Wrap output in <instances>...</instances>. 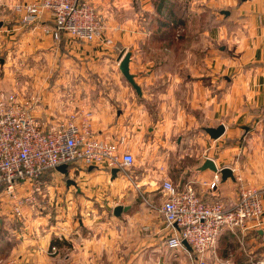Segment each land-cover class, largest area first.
<instances>
[{
  "label": "crops",
  "instance_id": "0c3cea01",
  "mask_svg": "<svg viewBox=\"0 0 264 264\" xmlns=\"http://www.w3.org/2000/svg\"><path fill=\"white\" fill-rule=\"evenodd\" d=\"M35 1L0 0V89L29 102L31 114L43 128L65 120L74 110H90L95 136L124 138L122 148L134 155L138 148L127 139L149 133L154 142L145 143L147 150L156 146L154 170L146 168L152 178L134 182L135 187L143 186L147 192L160 190L162 181L169 179L177 189L190 184L206 201L234 202L240 187L258 188L263 203L259 224L249 222L245 230L223 229L214 253L207 255L211 264H264V166L254 164L264 160V114L252 112L264 110V0H164L160 10V0H88L102 18V29L89 49L74 46L69 53L56 47L62 40L67 45L70 37L62 36L57 42L43 31V25L52 22L49 13L29 23L14 10L17 3ZM163 19L167 24L160 25ZM168 39L173 43L191 42L193 46L199 39L207 45L197 50L188 46L185 50L186 62L182 63L193 79L183 84L174 72L176 78L163 82L162 89L157 87L155 92L152 86H158L157 81L166 73L168 63L164 58L175 53L174 48L164 47ZM127 51L131 52L129 69L141 88V97L118 68ZM224 53L234 57L227 60L222 57ZM19 57L31 58L32 63L39 59L46 62L43 66H17L21 72L39 73L43 67L44 73L58 77L48 83H34L26 95L20 93L15 89V59ZM158 57L161 61L153 62ZM83 60L88 66L77 64ZM87 71L98 81L107 77L110 80L94 85L68 82L69 74L85 75ZM221 71L231 72L228 82L214 81ZM211 75L216 85L207 83ZM223 76L227 79L226 74ZM101 88L104 95L90 100L86 91ZM154 92L158 102L156 120L143 104ZM198 123L203 130L223 124L225 132L218 139L204 141L197 151L182 132L196 128ZM174 134L175 145L169 141ZM237 137L239 140H235ZM240 152L248 154L249 164H243ZM206 158L213 159L218 168L230 167L235 180L222 181L219 173L200 170ZM51 176L65 182L67 177L75 176V184L65 183L60 193L70 198L75 195L81 202L116 198L132 190L128 189V172H120L112 180L102 168L68 167L67 177L59 171L42 176L43 189L22 203L20 215L15 214V193L12 198L0 191V264H193L185 251L164 247L163 241L172 229L160 212L156 215L151 210L131 207L120 216L94 212L78 226L73 225L60 208L54 212L49 208L53 197L46 177ZM30 185H19L17 197L30 195ZM59 189L56 187L57 194ZM51 246L56 247L55 252Z\"/></svg>",
  "mask_w": 264,
  "mask_h": 264
},
{
  "label": "built area",
  "instance_id": "2783aa9c",
  "mask_svg": "<svg viewBox=\"0 0 264 264\" xmlns=\"http://www.w3.org/2000/svg\"><path fill=\"white\" fill-rule=\"evenodd\" d=\"M14 10L29 23L49 13L52 22L42 28L55 40L66 35L92 42L102 29V18L88 0H37L17 3ZM29 106V102L19 101L16 93L0 89V191L12 198L15 193L16 215L21 214L24 201L41 191V177L57 171L59 165L102 168L110 174L113 168L126 173L135 164V155L122 148L124 138L95 136L90 110H74L65 120L43 128ZM25 182L31 184L30 195L17 197L16 188ZM160 190L163 198L158 210L172 229L163 245L171 251H185L193 264H211L207 254L214 253L223 229L245 230L249 222L259 224L263 213L261 192L250 186H242L234 202L206 201L190 184L177 189L169 179L162 181ZM50 250L55 252L56 247Z\"/></svg>",
  "mask_w": 264,
  "mask_h": 264
},
{
  "label": "rangeland",
  "instance_id": "374dc122",
  "mask_svg": "<svg viewBox=\"0 0 264 264\" xmlns=\"http://www.w3.org/2000/svg\"><path fill=\"white\" fill-rule=\"evenodd\" d=\"M66 36V35H63ZM67 37V36H66ZM53 38V37H52ZM62 38V37H61ZM61 38L59 40H54L55 41H59L61 40ZM69 38V36H68ZM68 40L67 45L65 44V41L62 40L60 42V44L58 45V47H56L58 50H64L65 53H69V51L75 46L76 48L79 49H89L91 46V42H84L81 43V41H76L74 39H72L71 37ZM76 41V42H75ZM223 46L225 45L224 42ZM207 45V42L205 41H201L198 39V42H196V45L193 46V43L190 42V44H187V42L185 41H179V42H170L168 44H164V47H169L175 50V53H173L175 57H165V61L168 63L165 67V74H164V79H159L157 82H159L158 86H152V88L154 89L155 92L157 91V87L158 90L162 89V84L163 82H167V81H171L173 80V78L175 79L176 76L175 73H177L178 75V81L182 82L183 84H186V82L189 79H193L192 76H188V68L186 66L185 63L182 62H186V58L184 57L185 55V50L188 49V46L190 47V49L194 48V49H199V48H203ZM155 47L158 46H162L161 44H154ZM54 48V47H52ZM214 48H217V44H214ZM38 49H46L44 47H39ZM170 53V51H169ZM158 55V53H157ZM165 55L167 56V53H165ZM186 56V55H185ZM224 58H227V60H232L231 58L234 57V54L232 53H224L223 56ZM24 58H16L15 59V89L18 90L20 93L23 94H28L29 88H31L32 90V86L34 83H43V82H47L48 81H53L58 77V74H46L43 71V67L39 68V73H27V72H21V70H19L20 68H18L17 66H28V65H33V64H38L37 66L41 65H45L46 62L43 61V59H39V60H35L36 63H32L33 59H25ZM160 58H156L153 59V62H159ZM161 61V60H160ZM180 62V63H179ZM183 64L182 67H179L180 64ZM74 64V63H73ZM78 65H83V66H88L87 62L85 60L80 61L77 63ZM230 69V67H229ZM175 72V73H174ZM223 73L227 75V79L224 78ZM168 74H172L169 75ZM215 76H217V79H215L214 81L216 82H220V83H226V81L228 82L231 79V72L230 71H221V73H217L215 74ZM68 82L73 83V82H88L89 84H95V83H99V82H103L106 81V79L108 80L109 77H107L106 79H97V76L94 74H91L89 71H87V73L85 75L82 74H69L68 75ZM213 78V76H209L208 77V81L207 83L209 84V86L211 85H216V82H212L211 79ZM110 80V79H109ZM152 81V80H151ZM153 81L155 82V80L153 79ZM103 87V86H102ZM164 87V86H163ZM216 87V86H215ZM184 90H185V97H187V89H186V85L184 86ZM216 91V90H215ZM86 92H89L91 98L90 100H96L95 98L99 95H104L105 91L103 90V88H101V90H87ZM153 93L155 95H152L150 97V99H147V102H143V104L147 107V109L149 110V114L150 117L154 120H156L157 116V95L156 93ZM186 99V98H185ZM187 103V101L185 100V104ZM259 110V109H257ZM187 111V109H186ZM200 112V111H199ZM253 114H264V110L261 109L259 111H255V109H253ZM199 124V123H198ZM203 125L201 126V124H199V126L195 127H191L190 130H183V138H187L189 140H192V145L197 149V151H200L201 147L203 146L204 141H207L210 137L209 135L202 129ZM176 139H177V134H174L173 136L170 137L169 141L171 144H176ZM235 140H239L238 137L235 138ZM148 141L154 142V137L149 135V133H145L144 137L142 138H132V139H127L128 143H133L134 145L137 146L138 151L135 152V164L128 169V176H129V188L128 189H132V190H125V192L123 193L122 196H117L116 198H104L100 201L98 200H91V201H85V202H81L78 200L77 196L73 195L71 198L67 197L64 194L60 193L61 191H64V186H65V181L64 180H60L61 178H53L51 177H46L48 179V181H46V183L48 184V186H51V193H52V201L49 203V208L50 210H52L54 212L55 209H61L62 211H64L66 213V215H68L69 219H71L73 222V225L78 226V222L79 221H83L84 222V218L88 217L90 213H98L101 211H107L108 213H106L109 216L113 215V208L117 205H130L131 209H136V208H142V209H147V210H151L153 211L156 215H159V206L161 203V199H162V193L160 192L159 189H155L152 192H147L144 190L143 186L135 187V183L136 181H140V180H148L150 181L152 177H148V173H149V169L146 168H151V170H154V162H155V148L156 146H153V150L152 151H148L146 148L145 143H147ZM245 144L247 141H244ZM249 143V142H248ZM261 144L264 145V128H263V136L261 138ZM158 149L160 147H157ZM250 149V148H249ZM251 150V149H250ZM262 152H264V149L261 150ZM248 154H242L241 152L238 154V157L240 158V160H242L243 158V164H249V161H246ZM264 155V153H263ZM172 156L169 157V159ZM171 160V159H170ZM241 162V161H240ZM150 163V164H149ZM252 163V162H251ZM254 164H259L260 166H264V160L261 162H255ZM149 165V166H148ZM152 174V172H151ZM44 176V175H43ZM73 180H75V176L71 177ZM45 185V183L43 184ZM43 185H42V189H43ZM57 185V186H56ZM47 186V185H46ZM56 187L60 188L59 189V194H57L56 192H58V190H56ZM252 187V186H250ZM241 188V187H240ZM239 188V189H240ZM255 188V187H254ZM258 189V188H257ZM240 192V190L238 191ZM129 210V211H130ZM52 212V213H53Z\"/></svg>",
  "mask_w": 264,
  "mask_h": 264
},
{
  "label": "water",
  "instance_id": "95a60500",
  "mask_svg": "<svg viewBox=\"0 0 264 264\" xmlns=\"http://www.w3.org/2000/svg\"><path fill=\"white\" fill-rule=\"evenodd\" d=\"M224 14H228L229 11H223ZM2 23L0 22V26ZM131 58V52L127 51L121 60L119 61L118 68L123 75V77L127 80V82L132 86V88L135 90L136 94L141 97L142 96V91L138 83L135 81V75L130 72L129 69V62ZM204 131L209 135L211 139H218L220 136L223 135L225 132V126L223 124H219L216 127H204ZM92 167H89L91 169ZM200 170L204 169H210L213 172L219 173L221 180L224 181L227 178H230L232 180H235L233 170L230 167H221L218 168L215 165V162L211 158H206L204 163L199 167ZM56 170L62 173L64 176L67 177L68 175V166L66 164H62L56 167ZM118 176V169L113 168L110 170V178L113 180ZM66 183L67 185L69 184H75V181L72 180L71 178L67 177L66 178ZM130 205H117L113 208V213L116 216H120L123 212H126L130 209ZM183 244L188 247V244L186 241H183Z\"/></svg>",
  "mask_w": 264,
  "mask_h": 264
},
{
  "label": "trees",
  "instance_id": "16d2710c",
  "mask_svg": "<svg viewBox=\"0 0 264 264\" xmlns=\"http://www.w3.org/2000/svg\"><path fill=\"white\" fill-rule=\"evenodd\" d=\"M164 3H165L164 0H160V1H159V3H158V4H160V5H159V10H160V8H162V6L164 5ZM165 7H166V6H165ZM157 8H158V7H157ZM165 9H166V8H165ZM166 22H167L166 19H165V20L163 19V20L159 21V24H160V25H161V24H162V25H163V24H167ZM165 26H166V25H165ZM170 42H171V40L168 39V40L165 42V45L168 44V43H170Z\"/></svg>",
  "mask_w": 264,
  "mask_h": 264
},
{
  "label": "flooded vegetation",
  "instance_id": "af4514ba",
  "mask_svg": "<svg viewBox=\"0 0 264 264\" xmlns=\"http://www.w3.org/2000/svg\"><path fill=\"white\" fill-rule=\"evenodd\" d=\"M72 179V178H71ZM73 180V179H72Z\"/></svg>",
  "mask_w": 264,
  "mask_h": 264
}]
</instances>
